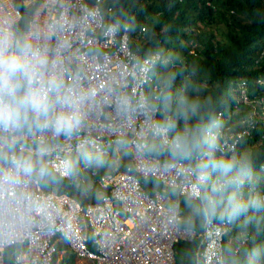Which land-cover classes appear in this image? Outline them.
Instances as JSON below:
<instances>
[{"label": "built area", "instance_id": "1", "mask_svg": "<svg viewBox=\"0 0 264 264\" xmlns=\"http://www.w3.org/2000/svg\"><path fill=\"white\" fill-rule=\"evenodd\" d=\"M101 2L0 0V32L13 39V27L21 18L17 3L36 4L23 38L45 51L69 78L75 76L81 87L92 90L97 100L79 135L55 140L50 133L43 137L29 133L21 138L22 146L34 149L38 141L49 142L47 164L55 171L62 160L78 155V144L89 135L104 145L106 157H117L118 137L133 145L122 169L99 173L97 167L81 164L80 169L95 177L101 189L98 201L85 205L65 192L45 190L39 180L0 171V264H5L7 251L12 264H60L66 254L74 260L63 264H176L175 244L193 238L199 239L193 264H223V241L231 224L212 221L196 232L171 219L170 203L180 205V193L193 182L189 166L137 155L134 145L145 126L143 117L121 120L111 104L121 93L134 103L153 98L159 88L153 68L164 56L159 51L139 56L130 47L128 25L119 29L108 20L112 6L103 10ZM263 82V77L256 79ZM233 92L238 108L247 106L236 109L245 112L239 133L249 136L259 123L264 128V97L250 95L244 80L236 83ZM147 179L177 189L175 197L155 186L148 191ZM246 239L241 236L238 245Z\"/></svg>", "mask_w": 264, "mask_h": 264}, {"label": "clouds", "instance_id": "2", "mask_svg": "<svg viewBox=\"0 0 264 264\" xmlns=\"http://www.w3.org/2000/svg\"><path fill=\"white\" fill-rule=\"evenodd\" d=\"M170 62L161 59L164 67ZM177 79L181 84L174 87ZM205 80L194 63L164 76L153 98L134 103L121 93L111 104L121 120L143 117L145 126L134 145L137 155L189 166L193 182L180 193L183 209L177 201L170 203L171 219L189 231L212 221H240L259 233L264 231V176L256 169L264 170V144L246 147L239 124L226 118L230 106L224 94ZM96 104L95 93L81 87L75 76L69 78L31 39L0 32V171L47 182L58 179L57 172L75 175L79 161L103 167L107 153L91 135L78 144V160L65 158L55 171L47 164L49 142L38 141L34 149L21 143L29 133H50L55 140L79 135ZM116 144L124 155L133 147L125 137ZM248 255V264H264V247H254Z\"/></svg>", "mask_w": 264, "mask_h": 264}, {"label": "trees", "instance_id": "3", "mask_svg": "<svg viewBox=\"0 0 264 264\" xmlns=\"http://www.w3.org/2000/svg\"><path fill=\"white\" fill-rule=\"evenodd\" d=\"M17 6L21 18L13 32L15 39H21L36 4L17 3ZM107 6H112L108 20L115 22L119 29L128 25L130 47L139 56L159 51L170 59L167 67L160 62L153 68L154 83L158 86L167 74L198 64L206 76L205 83L218 88L227 99L230 112L226 118L237 124L245 112L236 110L239 107L233 92L236 83L244 80L250 95L264 97V82L256 83L258 77L264 78V0H102L101 8L106 10ZM141 27L145 29L141 31ZM180 84L181 80L177 79L174 87ZM146 92L151 97L150 85ZM245 138L247 148L264 144V128L259 123ZM70 159L78 160V155H70ZM128 161L127 155L125 164ZM256 170L264 176L259 165ZM98 172H103V167ZM89 178L95 187L90 188L79 174L69 179L58 176L55 181L40 182L45 190L65 192L85 205L98 201L101 190L95 177ZM144 183L148 191L155 186L175 197L173 190L164 188L157 180L147 179ZM180 207L184 208L183 197H180ZM201 229L202 225L198 224L193 230L200 232ZM241 234L247 239L238 245ZM198 242V238L177 242L176 264H193ZM223 242V264H248L251 249L264 247V231L258 233L253 226L245 227L238 221L231 224ZM73 260L71 254H66L60 264L73 263ZM5 264H12L8 251Z\"/></svg>", "mask_w": 264, "mask_h": 264}, {"label": "rangeland", "instance_id": "4", "mask_svg": "<svg viewBox=\"0 0 264 264\" xmlns=\"http://www.w3.org/2000/svg\"><path fill=\"white\" fill-rule=\"evenodd\" d=\"M142 35V34H140ZM259 103L256 102L255 105H258ZM247 108V106L238 108V110H242ZM116 151V150H115ZM126 157L127 155H124L118 148H117V157H115L114 155L110 156V157H106L107 158V163L103 166V171H108V170H113V169H122L123 166L125 165V161H126ZM83 163V161H81L80 164H78L77 166V173L79 174V176L83 179L86 180L87 183L89 184L90 188L95 187V184L90 180L88 174L80 169L81 164ZM99 193V191H98ZM99 195V194H98ZM241 236H246L245 234H241L240 235V240H241Z\"/></svg>", "mask_w": 264, "mask_h": 264}]
</instances>
